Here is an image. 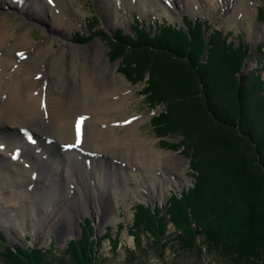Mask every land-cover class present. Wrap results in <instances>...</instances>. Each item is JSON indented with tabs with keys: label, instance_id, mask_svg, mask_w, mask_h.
<instances>
[{
	"label": "bare ground",
	"instance_id": "obj_1",
	"mask_svg": "<svg viewBox=\"0 0 264 264\" xmlns=\"http://www.w3.org/2000/svg\"><path fill=\"white\" fill-rule=\"evenodd\" d=\"M252 1L233 4L227 20L251 16ZM68 6V0H0V227L14 238L25 237V229L38 239L62 228L72 235L81 215L92 206L103 209L105 159H113L115 196L130 190L155 195L172 177L174 155L142 146L137 120L126 121L133 125L115 135L113 114L129 93L123 80L109 78L104 46L72 42L68 51L44 55L56 36L71 31L64 16ZM18 10L55 35L39 45L28 39L29 25L10 35L6 19ZM13 76L17 83H10Z\"/></svg>",
	"mask_w": 264,
	"mask_h": 264
},
{
	"label": "trees",
	"instance_id": "obj_2",
	"mask_svg": "<svg viewBox=\"0 0 264 264\" xmlns=\"http://www.w3.org/2000/svg\"><path fill=\"white\" fill-rule=\"evenodd\" d=\"M200 29L192 27L196 42L184 30L167 25L159 26L155 34L139 25L135 30L138 40L129 36L125 40L127 36L119 32L116 39L120 42L109 41L115 52L113 60L125 58L124 74L131 82L142 81L146 72L151 75L144 93L148 108L154 111L161 102L169 105L167 114L153 119L156 132L160 136L180 132L187 150L192 147L196 151L192 158L195 187L182 197H173L166 215L139 207L131 233L136 250H128L133 264L149 257L152 250L164 258L171 242L192 254L202 255L203 250L208 255L217 254L231 264H264V93L260 94L264 82L258 78L250 92L245 84L237 86L232 102V90L223 91L226 73L224 69L220 72V66L228 67L230 61L235 75L243 64L240 56L245 49L231 53L232 47L225 46L221 51L222 59L223 54L226 56L224 63L211 59L204 63ZM211 44L216 54L219 38ZM158 57L177 62L170 67L159 66ZM221 96L229 98L230 103L226 105ZM178 97L186 104L195 99L196 106L185 112ZM189 116L200 119L204 126L201 132L210 131L200 146L193 138L195 130L183 129ZM171 223L177 233L168 235ZM143 236L149 240L147 246ZM0 239V264H105L106 260L95 255L96 247L88 237L72 241L61 253L53 245L48 250L17 246L12 258L8 257L9 247L2 233ZM111 243L117 251L120 243L115 239Z\"/></svg>",
	"mask_w": 264,
	"mask_h": 264
},
{
	"label": "rangeland",
	"instance_id": "obj_3",
	"mask_svg": "<svg viewBox=\"0 0 264 264\" xmlns=\"http://www.w3.org/2000/svg\"><path fill=\"white\" fill-rule=\"evenodd\" d=\"M237 1L242 0H68L69 6L66 8L64 16L71 25V31L56 36L58 42L44 55L49 57L52 50L58 51L61 48L68 51L72 42L75 46L80 45L85 48L94 43H100L104 46L105 57L103 59H105L104 64L106 63V67L109 68V78L112 79V82L123 80V90L127 89L129 93V97L121 105L119 103L118 110L113 114V118L118 121L113 129L114 133L116 132L115 135H123L127 128L133 125V122L125 125L126 121L137 120L135 130L140 140H144L142 146L146 147L150 144L155 150L174 155L171 173L169 172L172 177L167 180L166 187L161 191H157L155 195L143 196L141 193L137 194L130 190L128 194L120 191L118 196H115L112 192L113 187H111L114 180L112 175L114 172L113 159L107 158V161L105 159L107 184L105 185L103 209H95L92 206L87 214L81 215L72 235L66 233V228H62L57 229L49 236L47 234L42 238L40 236L38 239L33 230L25 229V237L18 236L16 239L10 235L11 233L5 227H0V233L6 239L9 247V258L13 257V252H15L17 246L24 248V250L33 248L48 250L53 245L57 253H61L68 248L72 241L81 242L85 237H88L96 247L95 255L105 258V264H133L130 263L128 258L130 255L128 250H136L135 238L131 233L139 207L141 209L146 207L153 212L166 215V209L171 208L173 197H182L195 187L196 179L192 168V158L196 151L192 147L187 150L186 145L183 143L184 136L180 132L177 135H166L164 133V136H160L156 132L155 127L152 125L153 119L165 113L167 114L169 105L166 102H161L154 111L148 108L147 96L144 93L149 88L151 75L146 72L142 81L138 83L131 82L124 74L127 67L125 58L113 60L115 52L109 41L120 42L116 39L119 32H124L127 36L125 40H128V36L138 40L135 30L139 25L154 34L161 25H167L178 30L182 29L188 33L191 41H195V37L191 34L192 27L201 26L198 34H200L201 43L205 48L204 54L201 56L204 63H207L210 59L224 63L223 60L226 56L223 54L222 59L221 51L225 46L230 45L232 47L231 53L239 48L245 49L244 55L240 56V58H243L242 67L239 66V70L237 69L235 75L231 71L230 61L227 63L229 68L225 64L220 66L221 69L219 68L220 72L224 69L227 74V76L226 74L223 76V91L228 93L232 90V95H229V98L230 96L233 97V102L236 91L240 86L245 84L246 90L248 89L250 92L253 87L251 84H254L258 78L264 82V0L252 1L256 11H253V14L251 12V16L244 18L243 14L240 13L237 22H229L227 20L230 16L228 13L234 9L233 4L238 3ZM7 11L9 10L7 9ZM27 13L18 10V12H12L10 17L6 19L5 28L9 30L10 35L16 34L20 27L25 25H29L27 37L31 42H34H32L33 45L44 43L50 35H55L49 25L30 18ZM256 31H259V33ZM218 38L220 49L215 54L211 43L213 39ZM63 42H68V44L64 45ZM198 45L200 46V43ZM226 53L228 54L229 51H226ZM158 58H160L159 66L163 67H170L174 62H177L174 60L172 62L168 58ZM63 60H65L64 57ZM18 80V76H13L10 83H17ZM262 91H264L263 88L260 90V94L264 93ZM221 97L225 104L226 102L230 103L229 98L224 96L225 100L223 96ZM178 99L179 103L182 104L181 108L184 106V111L190 109L188 111L191 112L193 106H196L195 99L187 104L182 98L181 101L180 97ZM222 101H220V105ZM174 105L176 110L179 109L177 104ZM188 118L189 120L184 125L186 127L183 129H186L185 132H190L188 128L192 129L191 132L195 130L193 138L199 144L208 136L210 131L208 133H206V130L201 132L202 129L204 130V126L199 122L200 119L191 118L190 116ZM184 131L183 133H185ZM188 140L190 139L188 138ZM197 159L201 161V158ZM114 161L117 162L118 172L122 173L120 171L121 162L119 160ZM116 178L119 183H123L122 177L117 175ZM102 197L99 196V198ZM16 225L19 226L20 224L16 223ZM168 229V235L177 233L172 223L168 226ZM112 239L117 240L118 244L120 243L117 251L112 248ZM142 240L144 246H147L149 243L148 238L143 236ZM1 241L0 239V245L2 246ZM163 255L164 258L160 257L158 251L152 250L149 257H145L138 264H231L220 259L217 254L208 255L206 250H203L202 255L183 251L177 242H171Z\"/></svg>",
	"mask_w": 264,
	"mask_h": 264
}]
</instances>
